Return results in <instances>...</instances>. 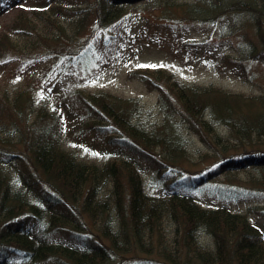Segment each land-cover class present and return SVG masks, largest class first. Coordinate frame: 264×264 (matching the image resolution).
<instances>
[{
	"label": "trees",
	"instance_id": "obj_1",
	"mask_svg": "<svg viewBox=\"0 0 264 264\" xmlns=\"http://www.w3.org/2000/svg\"><path fill=\"white\" fill-rule=\"evenodd\" d=\"M146 1L158 0H18L11 31L37 43L23 48L0 40V68L20 61L18 71L37 69L44 95L54 83L87 82L133 51L128 9ZM173 6L166 0L160 7ZM186 12L252 22L261 52L240 42L237 56H219L229 72L246 77L242 60L264 55V0H196ZM37 47L41 53L32 54ZM178 47L191 56L202 42L178 40ZM127 76L158 93L159 119L137 99L105 91L65 90L54 108L69 103L80 111L63 116L24 92L10 99L0 91V264H264V232L234 207L264 189V95L185 84L164 69ZM184 129L206 148L196 158ZM87 133L104 136L120 159L78 160L64 137ZM140 163L155 194L140 177ZM250 169L260 176L249 187L230 183L233 173ZM202 195L206 207L196 200ZM201 232L211 248L200 243Z\"/></svg>",
	"mask_w": 264,
	"mask_h": 264
},
{
	"label": "rangeland",
	"instance_id": "obj_2",
	"mask_svg": "<svg viewBox=\"0 0 264 264\" xmlns=\"http://www.w3.org/2000/svg\"><path fill=\"white\" fill-rule=\"evenodd\" d=\"M192 1L196 0H170L174 6L167 12H163V8L160 7L166 0L139 2L132 5L128 9L130 16L127 17V24L136 36L133 51L128 54V57H117L114 62L97 70L87 82L80 78V81L69 80L61 84L54 83L53 92L44 95L42 84L37 79V69L31 66V73L23 71V69L18 71L20 61H14L8 68H0V91L7 92L10 99L24 92L25 95L32 96L34 101L38 102V106L41 105V102H45L48 109L54 108L58 96L64 97L65 90L68 89L78 88L87 92L105 91L121 98L137 99L145 109L151 110L155 119L160 117L156 105L158 93L149 90L136 79H129L127 76L129 72L139 68L164 69L185 84L212 85L245 96L264 95V55L255 59L242 60L247 73L246 77L229 72L222 66L219 58L221 54L237 56V44L244 40L251 42L254 54L261 52V45L257 41L258 37L252 22L240 15H225L223 20L215 22L193 18L191 17L193 14L186 12L189 4H193ZM20 10L18 0L0 1V40L6 37L15 46L19 45L25 48L37 41L11 31L12 22L17 20ZM32 20L35 21L34 26L42 33V22L36 21L34 16H32ZM178 40L202 42V47L197 50L195 55L190 56L185 53L184 49L178 47ZM203 46L208 47L211 53H204ZM31 53L40 54V48L33 49ZM209 54L212 55L209 56ZM140 65H155V67H140ZM51 111H61L63 116L65 114L72 115L71 113L74 115L80 109L74 104L66 103L64 108H62V104H59ZM182 133L188 140L187 151L193 158L206 150L195 135L186 129ZM90 135L87 133L84 135V139L79 140L70 134L65 135V148L72 151L78 160L87 163L102 164L106 161L120 159V152L113 153L104 136ZM9 170L12 176H17L18 172L14 166L9 167ZM138 170L147 191L153 194L150 188L151 184H149L151 175L148 166L140 163ZM259 176L258 172L251 169L239 171L233 173L230 183L239 188H245L249 187L252 180ZM219 179L225 181L223 176ZM262 190L252 193L257 195L253 200L239 203L234 207L245 214L251 224L264 232V189ZM197 200L204 207L209 204L207 195L198 196ZM199 240L201 244L210 248L213 246L210 238L203 232L199 234Z\"/></svg>",
	"mask_w": 264,
	"mask_h": 264
},
{
	"label": "snow or ice",
	"instance_id": "obj_3",
	"mask_svg": "<svg viewBox=\"0 0 264 264\" xmlns=\"http://www.w3.org/2000/svg\"><path fill=\"white\" fill-rule=\"evenodd\" d=\"M140 67H155V65H140Z\"/></svg>",
	"mask_w": 264,
	"mask_h": 264
}]
</instances>
